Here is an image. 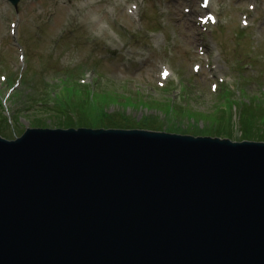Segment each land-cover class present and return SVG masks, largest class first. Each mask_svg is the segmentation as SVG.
I'll list each match as a JSON object with an SVG mask.
<instances>
[{"label":"water","instance_id":"water-1","mask_svg":"<svg viewBox=\"0 0 264 264\" xmlns=\"http://www.w3.org/2000/svg\"><path fill=\"white\" fill-rule=\"evenodd\" d=\"M0 264H264V140L0 134Z\"/></svg>","mask_w":264,"mask_h":264},{"label":"rangeland","instance_id":"rangeland-1","mask_svg":"<svg viewBox=\"0 0 264 264\" xmlns=\"http://www.w3.org/2000/svg\"><path fill=\"white\" fill-rule=\"evenodd\" d=\"M248 2L217 0V7L211 3L219 21L212 24L209 31L213 32L207 30L203 37L209 56L216 57L221 72L239 90H234L236 98L259 112L264 111V0L249 11L246 18L250 25L246 27L241 12L247 11ZM132 4L136 6L133 10ZM184 4V0H19L22 22L18 37L26 47L27 64L16 72L9 69L16 51L0 19V72L8 69L12 80L11 85L0 81V134L14 138L28 126L64 127L55 124L58 114L60 119L69 116L76 122L104 118L96 125L103 127H139L136 121L145 116L144 121L152 129L201 134L193 130L207 126L210 120L204 113H219L213 108L222 110L226 101L208 89L204 76L191 73L190 63L196 57L199 37L195 32L201 28L195 23L197 12H185ZM135 11V19L142 20L150 32L141 30L132 38L123 31L126 28L133 32L140 26V21L129 15ZM4 16L0 11L3 20ZM105 24L125 28L115 33ZM159 62L172 66L184 85L171 83L163 89L153 86L151 79L157 78ZM247 62L251 66L243 67ZM84 70L91 71V83L83 87L76 84L83 90L63 100L61 81L65 77V86L80 83ZM154 71L150 79V72ZM102 91L111 94L103 96ZM88 93L91 98L86 99ZM126 97L130 100L124 104ZM60 103L65 106L63 111ZM167 103L173 109L168 111ZM238 104L230 106V122L222 126L219 136L236 140L242 136L235 129ZM109 118L128 124L108 126ZM261 121L254 124L260 127ZM175 125L192 130L175 129Z\"/></svg>","mask_w":264,"mask_h":264},{"label":"trees","instance_id":"trees-1","mask_svg":"<svg viewBox=\"0 0 264 264\" xmlns=\"http://www.w3.org/2000/svg\"><path fill=\"white\" fill-rule=\"evenodd\" d=\"M11 81L10 79H7L5 81V84H10L11 85ZM86 86L80 83H75L72 86H66L65 89L61 92V97L64 99L70 98L72 94H77L80 93V91L83 90V88H79L78 86ZM104 95L106 94H111L109 91L108 92H101ZM214 95L219 96V99L224 98L226 103H225V107H223L222 110H219L217 108H221L218 106H215L213 108L212 111H219V113H204L205 115H207V117L209 118V122H207L203 129L201 128H197L195 127V129L193 131L195 132H200V133H209V134H222V126L229 124L230 122V113H229V108L233 103H236V105L238 104L240 106V111L238 113V120L240 121V129L242 132V137L243 138H249V137H256V139H264V129H262V123L264 124V111H259V112H255L250 110L246 105L244 106V102L242 100H239L238 98H236V93L232 90V89H227L224 90V88H220L219 90H217L215 93H213ZM233 95V98L235 97V100L232 98V100L230 99L231 96ZM241 95V94H240ZM91 98V95L88 93V95L86 96V99ZM255 99V96H253ZM126 100L122 101L124 104L128 103V101L130 100L129 97L125 98ZM239 101V102H238ZM81 103V101H78L77 104ZM61 104V110L63 111V108L65 107L62 103ZM143 104V102H142ZM229 104V105H228ZM257 105H261L260 103H257ZM163 106V104H162ZM168 107H170L172 109V106L168 105L166 108L168 109ZM244 107V108H243ZM243 108V111H242ZM195 111V110H193ZM221 111V112H220ZM199 114H202L203 112L200 111H195ZM144 117H142L141 120H137L136 121V125L137 126H152L151 124H148L144 121ZM39 119V118H38ZM104 118L100 119V120H96V121H91V122H83V121H79L76 122L74 120H72L69 116L65 119H60L59 114L57 115V119L55 120V124L58 125H62V126H71V125H99L100 122H102ZM111 121H109L108 126L110 125H118V126H122V125H126L128 124V122H120L119 120H116L115 118H109ZM259 120H263L261 121V126H257V124H254V122H259ZM212 122H216L214 125ZM36 124V123H35ZM38 124V123H37ZM242 125V126H241ZM175 127V129H180V130H192L190 128H180V126L175 125L172 126ZM255 129H259L260 132L254 131ZM225 135H229L227 131L224 132Z\"/></svg>","mask_w":264,"mask_h":264},{"label":"bare ground","instance_id":"bare-ground-1","mask_svg":"<svg viewBox=\"0 0 264 264\" xmlns=\"http://www.w3.org/2000/svg\"><path fill=\"white\" fill-rule=\"evenodd\" d=\"M237 132L240 133V136H241V133L242 132H241V129L240 128L237 130ZM207 134H209V133H207ZM210 135H216V134H210ZM227 137H229V136H227ZM240 139H244V138L241 136ZM248 139H251V138H248ZM237 140H239V139H237ZM257 140H260V139H257Z\"/></svg>","mask_w":264,"mask_h":264}]
</instances>
